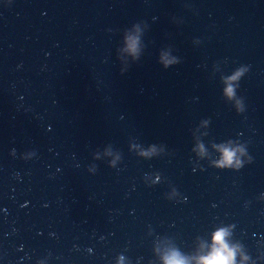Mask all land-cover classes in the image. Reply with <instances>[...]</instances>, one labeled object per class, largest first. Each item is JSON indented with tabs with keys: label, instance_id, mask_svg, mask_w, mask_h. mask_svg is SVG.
<instances>
[{
	"label": "water",
	"instance_id": "1",
	"mask_svg": "<svg viewBox=\"0 0 264 264\" xmlns=\"http://www.w3.org/2000/svg\"><path fill=\"white\" fill-rule=\"evenodd\" d=\"M217 251L264 264V0H0V264Z\"/></svg>",
	"mask_w": 264,
	"mask_h": 264
},
{
	"label": "clouds",
	"instance_id": "2",
	"mask_svg": "<svg viewBox=\"0 0 264 264\" xmlns=\"http://www.w3.org/2000/svg\"><path fill=\"white\" fill-rule=\"evenodd\" d=\"M227 160H231V155H227L226 156ZM224 233L220 232L215 236V241L217 243L221 242L222 237H223ZM233 258L232 253L229 252L227 257H225L224 255L221 254L220 251H217L215 254H213L209 260L207 261V264H228V261H231ZM170 264H182L181 261H177L175 260V258H173V261L170 262Z\"/></svg>",
	"mask_w": 264,
	"mask_h": 264
}]
</instances>
